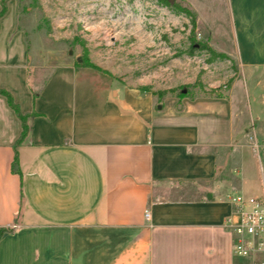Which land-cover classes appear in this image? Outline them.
<instances>
[{"label":"crops","instance_id":"1","mask_svg":"<svg viewBox=\"0 0 264 264\" xmlns=\"http://www.w3.org/2000/svg\"><path fill=\"white\" fill-rule=\"evenodd\" d=\"M228 4L238 61L263 74L264 0ZM79 61L9 0L0 90L29 117L15 172L23 125L0 95V264H253L224 229L245 181L236 105L159 100ZM247 108L264 134V96ZM190 185L202 195L185 197Z\"/></svg>","mask_w":264,"mask_h":264},{"label":"rangeland","instance_id":"2","mask_svg":"<svg viewBox=\"0 0 264 264\" xmlns=\"http://www.w3.org/2000/svg\"><path fill=\"white\" fill-rule=\"evenodd\" d=\"M17 6L30 32L118 82L159 100L200 96L236 105L240 137L247 136L237 148L245 176L238 190L260 193L255 161L264 166V134L256 133L247 104L263 98L264 73L249 76L238 61L228 0H17ZM199 190L190 185L183 195L200 197Z\"/></svg>","mask_w":264,"mask_h":264},{"label":"built area","instance_id":"3","mask_svg":"<svg viewBox=\"0 0 264 264\" xmlns=\"http://www.w3.org/2000/svg\"><path fill=\"white\" fill-rule=\"evenodd\" d=\"M252 145L256 149L260 147L255 140ZM260 177L259 194L236 192L230 196L232 211L224 222V229L232 237L234 255L251 259L253 264H264V166L262 164ZM145 216L149 219L150 212L146 211Z\"/></svg>","mask_w":264,"mask_h":264},{"label":"trees","instance_id":"4","mask_svg":"<svg viewBox=\"0 0 264 264\" xmlns=\"http://www.w3.org/2000/svg\"><path fill=\"white\" fill-rule=\"evenodd\" d=\"M8 2H9V0H1L2 9L0 11V19L7 12ZM79 62H80V63H78L79 66L90 67V68H94V69L99 70V68L93 66L87 60H82V61L80 60ZM0 95H3L4 97H6L9 106L16 112L17 116L19 117V119L21 120L22 125H23L22 134H21L19 140L16 142V144L14 146L16 154H15V158H14V162H13V170L15 172H19V169H18V153H17L16 149L24 141V139H25V137H26V135L28 133L27 119H28L29 116L28 115H24V114L21 113L19 106L15 103L12 95L9 92H7L5 90H0ZM10 230L11 229H9V228L0 227V239L2 238V236L5 233L9 232Z\"/></svg>","mask_w":264,"mask_h":264},{"label":"water","instance_id":"5","mask_svg":"<svg viewBox=\"0 0 264 264\" xmlns=\"http://www.w3.org/2000/svg\"><path fill=\"white\" fill-rule=\"evenodd\" d=\"M170 1H173V0H170ZM71 53V52H70Z\"/></svg>","mask_w":264,"mask_h":264}]
</instances>
